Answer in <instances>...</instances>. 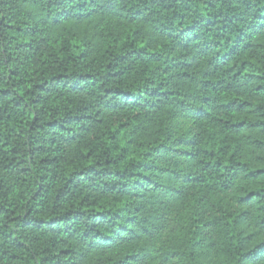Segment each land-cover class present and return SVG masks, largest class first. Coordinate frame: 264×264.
<instances>
[{"label":"trees","instance_id":"obj_1","mask_svg":"<svg viewBox=\"0 0 264 264\" xmlns=\"http://www.w3.org/2000/svg\"><path fill=\"white\" fill-rule=\"evenodd\" d=\"M0 264H264V0H0Z\"/></svg>","mask_w":264,"mask_h":264}]
</instances>
